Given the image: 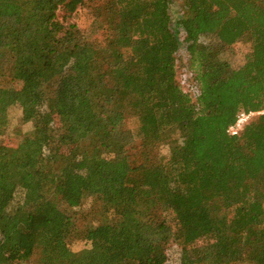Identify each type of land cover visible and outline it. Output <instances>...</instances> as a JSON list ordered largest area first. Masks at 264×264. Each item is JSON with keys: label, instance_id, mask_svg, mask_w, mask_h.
Listing matches in <instances>:
<instances>
[{"label": "trees", "instance_id": "obj_1", "mask_svg": "<svg viewBox=\"0 0 264 264\" xmlns=\"http://www.w3.org/2000/svg\"><path fill=\"white\" fill-rule=\"evenodd\" d=\"M85 1L0 0V135L13 105L30 127L0 144V264H166L170 243L264 264V114L228 133L264 111V0H109L93 39L65 20ZM89 199L103 219L74 252L59 202Z\"/></svg>", "mask_w": 264, "mask_h": 264}, {"label": "rangeland", "instance_id": "obj_2", "mask_svg": "<svg viewBox=\"0 0 264 264\" xmlns=\"http://www.w3.org/2000/svg\"><path fill=\"white\" fill-rule=\"evenodd\" d=\"M109 0H86L83 7L78 9L76 13L65 19V12L59 11L60 20H66V24L76 23L81 29H86L89 38L93 39L99 37V29L96 32H92L93 26H98L94 24V8L98 6H103ZM182 3L180 0H174L172 7L173 14H176L180 10ZM102 32V31H101ZM250 52V45L246 43L236 44L231 51L228 52L227 58L236 67L243 65L247 56ZM8 127L3 135H0V144L11 143L16 144L25 132L30 130L29 125L22 123V113L18 105H13L8 108ZM162 154L166 155L169 153V147L162 146ZM136 157V156H135ZM110 158V156H108ZM24 190L19 189L15 195L14 205L23 203L24 201ZM61 208L70 214L77 224V233L71 240L70 247L74 252H79L83 249L88 248L90 245L87 243L86 239L83 237L84 229L89 224H98L102 221L103 216L101 214V204L99 202H93V200H86L80 207H69L62 201L59 202ZM109 215V218H112ZM167 261L166 264H183V258H185V253L175 243H170L166 251ZM39 256H35L29 261H24L20 264H38Z\"/></svg>", "mask_w": 264, "mask_h": 264}, {"label": "built area", "instance_id": "obj_3", "mask_svg": "<svg viewBox=\"0 0 264 264\" xmlns=\"http://www.w3.org/2000/svg\"><path fill=\"white\" fill-rule=\"evenodd\" d=\"M184 74L182 72L179 73V81L185 91H188L190 89L188 83L184 79ZM264 111H241L236 121L233 125L230 126L228 133L232 136H238L244 129V127L249 124L251 121L255 120L259 116L263 115Z\"/></svg>", "mask_w": 264, "mask_h": 264}]
</instances>
